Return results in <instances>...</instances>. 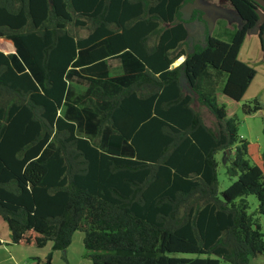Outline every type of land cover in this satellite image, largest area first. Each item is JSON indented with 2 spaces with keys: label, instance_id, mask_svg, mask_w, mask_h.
Returning a JSON list of instances; mask_svg holds the SVG:
<instances>
[{
  "label": "trees",
  "instance_id": "trees-1",
  "mask_svg": "<svg viewBox=\"0 0 264 264\" xmlns=\"http://www.w3.org/2000/svg\"><path fill=\"white\" fill-rule=\"evenodd\" d=\"M229 1L240 26L224 41L202 9L183 16L194 0H0V38L14 47L0 51V218L12 243L65 251L78 231L91 264H249L264 254L247 200L264 215V147L238 134V116L215 95L243 98L256 71L239 50L258 24L264 58V9ZM71 78L85 81L81 93ZM220 151L232 155L222 190Z\"/></svg>",
  "mask_w": 264,
  "mask_h": 264
},
{
  "label": "rangeland",
  "instance_id": "rangeland-1",
  "mask_svg": "<svg viewBox=\"0 0 264 264\" xmlns=\"http://www.w3.org/2000/svg\"><path fill=\"white\" fill-rule=\"evenodd\" d=\"M193 7L202 9L204 17L207 21L208 33L215 38L229 41L233 32L240 26V19L229 0H194L193 4H186L182 7L181 10L183 16L187 17ZM196 26L197 25L193 24L187 25L191 34L195 35L196 33L197 36L200 33V28L198 27L196 32ZM78 34L84 35L85 31L83 29L78 30ZM238 57L240 60L248 63L255 69V76L251 80L243 98L240 101L236 102L229 99L224 96L220 90H216V101L218 104H223L226 107L228 116H231L234 113L238 116V134L248 141L257 143L260 150H262L264 147V105L261 104L260 97L264 94V58L259 44L258 24L246 33L240 47ZM111 62L113 64L114 61L112 59L111 61H108V63ZM112 64H109L110 74L121 73L122 69H120L116 64ZM69 85L75 93H79L84 90L86 83L82 79L73 81L69 80ZM255 100L260 103L261 109L245 114L243 111V104L253 105ZM66 105L62 106L59 114L63 113ZM82 105L83 104L81 103L75 106H77V108H81ZM231 159L232 155L227 151H220L216 154V178L218 190L226 188L231 182L226 172V168L230 164ZM247 200L249 203L248 212L254 214V216L258 218L261 224V231L264 233V215L257 213L256 197L254 195H248ZM0 220L4 224L3 229L6 228V223L1 218ZM81 236V232H73L70 243L67 245L65 251L50 250L49 245L41 248L17 246L19 248H23V250L32 252L31 254L26 255L23 264H35V260L37 258L32 256L34 253H42L43 251L45 253L40 256L39 264H42L45 261L47 253L50 254V264H91L89 257L86 255V251L83 249ZM1 245L6 244L2 243L0 246ZM174 255L193 256L188 253H175ZM222 264L228 263L222 262ZM249 264H264V254H261L258 257H251L249 259Z\"/></svg>",
  "mask_w": 264,
  "mask_h": 264
},
{
  "label": "crops",
  "instance_id": "crops-1",
  "mask_svg": "<svg viewBox=\"0 0 264 264\" xmlns=\"http://www.w3.org/2000/svg\"><path fill=\"white\" fill-rule=\"evenodd\" d=\"M0 51L3 53H12L14 51V47H13L11 41L8 39L0 38ZM182 58H183L182 56L178 57V59L174 61L175 62L174 66L177 65L182 60ZM111 59L114 61L113 64H112V62L108 63V61H111ZM106 62H107V69H108V75L109 76H117V75H120L122 73V71H121V73H119V74H116V73L110 74V70H109V64L110 65L116 64L120 69H122L119 58H117L115 56L109 57L108 59H106ZM170 67H172V66H170ZM73 80H76V79H73V78L70 79V81H73ZM3 227H4V224L0 220V231H1L0 242L6 244V245L0 246V264H23L26 255L31 254L32 252H29L27 250H23V248H19L17 245L12 243L10 241V235H9L8 228L6 227L3 229ZM30 251H34V250H30ZM37 253H39V252H37ZM37 253H34V255L32 256V257L37 258L35 260V264H39L40 256L43 255L45 252L43 251L42 253H39L40 255ZM50 263H51V261L49 262V264Z\"/></svg>",
  "mask_w": 264,
  "mask_h": 264
},
{
  "label": "water",
  "instance_id": "water-1",
  "mask_svg": "<svg viewBox=\"0 0 264 264\" xmlns=\"http://www.w3.org/2000/svg\"><path fill=\"white\" fill-rule=\"evenodd\" d=\"M256 1L263 9H264V0H254ZM170 66H174V61L171 63ZM261 104L264 105V94L260 97Z\"/></svg>",
  "mask_w": 264,
  "mask_h": 264
}]
</instances>
